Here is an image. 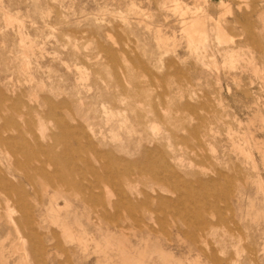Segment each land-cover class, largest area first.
<instances>
[{"label":"rangeland","instance_id":"rangeland-1","mask_svg":"<svg viewBox=\"0 0 264 264\" xmlns=\"http://www.w3.org/2000/svg\"><path fill=\"white\" fill-rule=\"evenodd\" d=\"M0 172V264H264V0H0Z\"/></svg>","mask_w":264,"mask_h":264},{"label":"bare ground","instance_id":"bare-ground-1","mask_svg":"<svg viewBox=\"0 0 264 264\" xmlns=\"http://www.w3.org/2000/svg\"><path fill=\"white\" fill-rule=\"evenodd\" d=\"M181 14V13H180ZM194 27V25H190L189 27H188V30H190L191 28H193ZM207 34V33H206ZM208 35V34H207ZM204 43V42H203ZM28 58V57H27ZM11 139H12V137H11ZM143 154V153H142ZM118 157V156H117ZM126 157V156H125ZM130 161H127V165H128V163H129ZM134 162L135 161H133V164H134ZM131 163H132V161H131ZM101 164V163H100ZM118 166V165H117ZM116 166V167H117ZM149 166H150V164H149ZM110 167H112L111 165H110ZM130 167V166H129ZM152 166H150V168H151ZM134 168V167H133ZM155 168H157V167H155ZM119 169V168H118ZM117 169V170H118ZM124 169V168H123ZM153 169V168H152ZM116 170V169H115ZM114 170V171H115ZM120 170V169H119ZM118 170V171H119ZM137 170H138V168H137ZM121 171V170H120ZM123 171V170H122ZM121 171V172H122ZM140 171H141V169H140ZM143 171V170H142ZM112 172V171H111ZM120 172V173H121ZM138 172V171H137ZM136 172V173H137ZM2 172H0V181L2 182V189L3 190H6L9 194H11V193H13V192H15V189H14V187L12 186V183H10L11 181L9 180V179H7L6 177H4L2 174H1ZM113 173V172H112ZM115 173H117V172H115ZM155 173V172H154ZM114 174V173H113ZM161 174V173H160ZM159 174V175H160ZM118 175V174H117ZM115 176V175H114ZM154 176V175H153ZM129 177V176H128ZM157 177V176H156ZM163 178V177H162ZM159 180V179H158ZM163 181H165V180H163ZM0 182V183H1ZM158 182H160V181H158ZM163 183V182H162ZM168 184V183H167ZM199 184H201V182L199 183ZM165 185V184H164ZM175 186V185H174ZM168 187H170V186H168ZM64 188V187H63ZM157 189V188H156ZM170 189H171V187H170ZM67 192V191H66ZM175 192V191H174ZM13 195V194H12ZM16 195V194H15ZM25 196H27V194L25 193V191L23 190V189H20L19 190V193H17V202H18V204L22 207V209H23V215H22V217L21 218H23V219H20V220H23L22 222H24L25 223V221L27 220V214L30 212V209L29 208H31V206H29V204L28 203H24V201L23 200H25ZM56 197V196H55ZM10 199V198H9ZM52 200H54L53 198H52ZM23 201V202H22ZM65 202H67V201H65ZM70 203V202H69ZM53 204V203H52ZM65 205V204H64ZM63 205V206H64ZM54 206V205H53ZM62 206V207H63ZM66 206H67V203H66ZM61 207V206H60ZM60 207H57L56 209H57V215L59 216V213H60V210H61V208ZM55 208V207H54ZM62 209H65V208H62ZM73 209V208H72ZM55 215V214H54ZM98 217H99V215H98ZM66 218V217H65ZM72 218V217H71ZM14 219V218H13ZM16 220V219H15ZM67 220H69V219H67ZM100 221V220H99ZM16 222V221H15ZM17 222H20V221H18V219H17ZM68 222V221H67ZM71 222V221H70ZM72 223V222H71ZM70 224V223H69ZM71 225V224H70ZM87 228H88V226H87ZM74 230H76V229H74ZM78 230V229H77ZM76 230V231H77ZM84 233V232H83ZM89 233V232H88ZM80 235H81V233H80ZM78 236H79V234H78ZM81 238V237H80ZM41 245V244H40ZM165 251V250H164Z\"/></svg>","mask_w":264,"mask_h":264},{"label":"crops","instance_id":"crops-1","mask_svg":"<svg viewBox=\"0 0 264 264\" xmlns=\"http://www.w3.org/2000/svg\"><path fill=\"white\" fill-rule=\"evenodd\" d=\"M10 181H11V180H10ZM0 182H1V181H0ZM10 183H12V182H10ZM12 186L14 187L15 192L11 193V195L13 194L12 196L16 197V201H17V193H19L20 188L17 187V186H15L13 183H12ZM0 190H3V189H2V182L0 183ZM15 194H16V195H15ZM58 205H59V204H58ZM9 208H10V210H12L10 206H9ZM29 209H31V208H29Z\"/></svg>","mask_w":264,"mask_h":264}]
</instances>
